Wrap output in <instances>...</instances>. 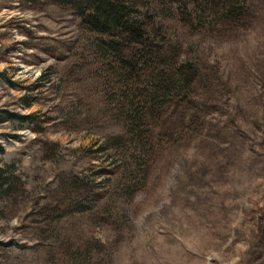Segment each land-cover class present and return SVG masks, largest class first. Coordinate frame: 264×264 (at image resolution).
I'll return each instance as SVG.
<instances>
[{"label":"rangeland","instance_id":"obj_1","mask_svg":"<svg viewBox=\"0 0 264 264\" xmlns=\"http://www.w3.org/2000/svg\"><path fill=\"white\" fill-rule=\"evenodd\" d=\"M142 5L200 76L166 112L147 183L126 202L106 195L123 131L90 36L50 0H0V111L32 118L0 125L13 178L0 264H264V0L233 31ZM75 178L90 188L77 200Z\"/></svg>","mask_w":264,"mask_h":264},{"label":"trees","instance_id":"obj_2","mask_svg":"<svg viewBox=\"0 0 264 264\" xmlns=\"http://www.w3.org/2000/svg\"><path fill=\"white\" fill-rule=\"evenodd\" d=\"M145 1L148 0H50L51 4L73 13L82 32L90 36L88 40L94 52L105 64L104 96L123 131L112 139L110 149L114 154L116 179L107 186L106 195L108 199L126 202L147 183L160 151L158 143L165 128L162 120L166 112L189 101L200 76L194 64L178 60L176 51H170L171 43L167 42L161 26L151 23L152 18L140 12ZM158 2L185 24L202 29L233 31L249 19V0ZM24 106L29 108L30 103L25 102ZM31 120L0 111V125H24ZM4 175L0 168V200L13 191V178ZM72 190L73 200L90 193V188L76 178ZM82 211L78 208L77 213ZM102 215L109 218L107 211Z\"/></svg>","mask_w":264,"mask_h":264}]
</instances>
